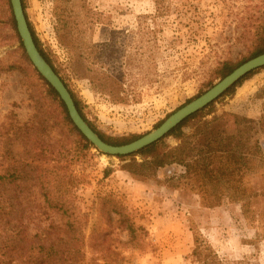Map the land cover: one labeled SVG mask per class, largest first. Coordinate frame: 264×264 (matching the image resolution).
Here are the masks:
<instances>
[{
	"label": "rangeland",
	"instance_id": "rangeland-1",
	"mask_svg": "<svg viewBox=\"0 0 264 264\" xmlns=\"http://www.w3.org/2000/svg\"><path fill=\"white\" fill-rule=\"evenodd\" d=\"M23 3L42 49L81 101L86 118L111 138L144 136L208 91L221 80L216 70L223 63L237 65L248 58L253 31L264 21V0ZM4 10L0 0V132L8 129L15 118L19 125L37 128L42 116L50 117L48 124L53 128L42 138L43 147L56 152L61 143L73 152L79 140L63 121L58 103L16 49ZM68 55L80 67L77 74L85 73V79L70 70ZM258 70L235 87L231 95L224 96L227 90L199 111H203V120L237 115L256 124L251 133L221 126L241 137V141L250 136L251 143L256 142L260 148L259 154L249 157V174L243 168L235 178L236 192L254 194L247 206L248 214H243L242 202L225 197L226 184L216 187L215 202L211 197L213 190H201L197 178L188 175L181 165L166 166L145 179L124 170L128 159L121 161L92 149L93 157L80 158L72 175L79 183L76 201L87 221L84 264L208 262L207 252H201L200 260L193 256L198 245L210 247L220 264H264V67ZM97 74L104 79H117L105 81L108 88L104 94L95 93L90 85ZM110 93L118 94L122 102L112 101ZM196 120L186 130L190 135L198 133ZM166 143L175 146L171 138ZM1 147L0 143V150ZM21 147L16 146L14 151L22 153ZM75 154L80 156L77 151ZM1 161L0 171L6 175L9 161ZM47 166L48 173H57L53 164L48 162ZM106 169L110 175L104 179ZM64 172L70 174L68 170ZM29 186V197L21 203L31 237L59 219L43 207L37 188ZM3 188L6 192L12 190L7 180ZM104 195L112 196L134 225L143 229L138 244L128 243V236L117 227L115 217L107 214L109 208L97 204V198ZM93 232H105L107 236L88 240ZM94 246L99 252L93 250ZM0 260L15 264L19 259L5 256Z\"/></svg>",
	"mask_w": 264,
	"mask_h": 264
},
{
	"label": "trees",
	"instance_id": "trees-1",
	"mask_svg": "<svg viewBox=\"0 0 264 264\" xmlns=\"http://www.w3.org/2000/svg\"><path fill=\"white\" fill-rule=\"evenodd\" d=\"M21 1L28 27L38 51L60 77L54 61L42 49L41 43L27 19L23 0ZM1 2L5 9L3 12L6 14V24L8 29L13 33L17 44L16 49L21 52L28 64L32 66L17 34L10 1L1 0ZM108 47L112 48L113 46L108 45ZM250 47L252 51L246 60L237 65L223 63L216 70L218 79H223L243 63L264 53V21L262 25H259L253 31ZM67 58L70 70L72 69L79 78L85 79V73L77 74V68H80L79 65L77 66L69 55ZM33 71L43 83L49 95L58 103L63 113V121L69 127V131L79 141L75 142L76 150L73 152L61 143H59V149L56 152H48L43 147L44 140L42 138L48 136L46 132L50 128L52 129L53 126L48 124L50 117L43 116L40 118L37 128L30 127L27 124L19 125V122L15 118L11 121L8 129L0 132V143L2 146L0 150V163H2L1 159L3 158L9 161L8 173L4 175L0 171V258L5 256L17 257L19 260L15 264H84L86 257L85 246L87 240L85 232L87 221L86 216H84L76 201L79 183L72 178V175L74 174L75 169L73 168L76 166V162L80 158L91 159L93 156L90 151L94 148L72 124L66 108L57 93L43 80L34 68ZM258 71L247 75L236 86L229 89L224 96L231 95L235 87ZM60 79L69 91L82 119L102 141L113 146H122L142 137L133 136L130 139L111 138L102 134L86 118L79 98L70 90L63 78L60 77ZM111 79L113 77L104 79L97 74L90 80L92 90L95 93L104 94L105 89L108 88V83L105 81ZM115 80L117 79L114 78L111 81L116 82ZM109 97L114 102H122V99L116 93H110ZM198 117L200 120H196ZM204 117L203 111L196 113L184 120L158 142L132 155L116 158L121 161L128 159L129 162L124 165V170L131 175L145 179L154 177L157 170L166 166L181 165L185 168L188 175H193L197 178L196 183H198L201 190H205L207 187L213 190L211 197L215 202H218L216 187L220 184H226L228 187L225 197L233 201L242 202L243 214L247 215L249 212L247 206L254 197V194L236 192L234 189V185L236 184L235 178L243 168L244 173L249 174L248 170H251L249 157L254 156L256 152L259 154L260 148L256 142L254 144L251 143L250 136L241 141V137L227 132L224 127L228 126L230 129L237 128L238 133L246 132V130L251 133L254 129L253 125L256 124L252 120L237 115H228L223 118L214 117L210 120H203ZM195 120L199 122L198 133L190 135L186 130L190 127L189 123L195 122ZM162 122H159L156 127L160 126ZM223 125L225 126L222 128L221 126ZM168 138H171L175 142V146H169L166 143ZM18 145L23 147H21L22 153L14 151ZM75 151L80 156L75 154ZM48 162L57 168V173H48ZM66 170L70 171L68 176L65 175L64 171ZM109 175L110 171L104 170V179ZM6 180L12 186V190H8L7 192L3 188ZM29 185L37 188L38 198L42 200L43 207L55 214L59 219V221L50 222L39 229L31 237H28V228L24 223L25 211L21 203V201L29 197ZM97 200L99 206H107L109 208L107 214L115 217V224L118 228L125 231L128 236V243L138 244V240L144 234L143 229L134 225L127 213L124 212L112 196H99ZM106 236L107 233L105 232H93L88 237V240L93 241L96 237L103 238ZM200 246L198 245L192 253L197 260H200L201 252L204 251L208 253L210 260L208 262L203 261V264H220L210 247L204 246L201 248ZM96 247H99V245ZM93 250L99 252V249H95V246ZM25 254H29V256L22 260ZM205 258L207 260L208 257L205 256ZM0 264H5V262L0 260Z\"/></svg>",
	"mask_w": 264,
	"mask_h": 264
},
{
	"label": "water",
	"instance_id": "water-1",
	"mask_svg": "<svg viewBox=\"0 0 264 264\" xmlns=\"http://www.w3.org/2000/svg\"><path fill=\"white\" fill-rule=\"evenodd\" d=\"M9 1L16 25L17 34L20 38L25 54L32 64V67L57 93L59 99L62 101L66 108L69 119L71 120L75 128L96 151L103 155L111 157L128 156L137 153L146 147H149L150 145L166 137L168 133H170V131L179 126L188 117L196 114L197 112L201 111L209 104L214 102L218 97L223 95L243 77L255 70L264 67L263 53L243 63L229 75L221 79L217 84L211 87L204 94L186 104L182 108L178 109L167 119H165L162 124L155 130L126 145L113 146L102 141L82 119L64 83L38 51L27 24V20L22 7V1Z\"/></svg>",
	"mask_w": 264,
	"mask_h": 264
}]
</instances>
